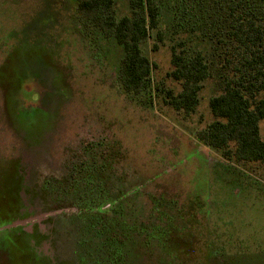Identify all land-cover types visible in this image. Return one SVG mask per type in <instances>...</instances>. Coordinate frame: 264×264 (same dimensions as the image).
I'll return each instance as SVG.
<instances>
[{
	"label": "rangeland",
	"instance_id": "rangeland-1",
	"mask_svg": "<svg viewBox=\"0 0 264 264\" xmlns=\"http://www.w3.org/2000/svg\"><path fill=\"white\" fill-rule=\"evenodd\" d=\"M115 6L126 12L124 0ZM151 42L143 50L154 83L178 91L168 49ZM117 58L112 43L82 29L71 0H0V264H264V166L230 173L192 135L212 119L214 85L185 117L160 97L128 98L115 82ZM89 143L118 154L102 172L105 194L85 203V185L69 175L92 160ZM165 201L176 203L160 211L175 219L184 250L142 247L132 232L123 261L109 259V223L119 233L121 221L100 231L85 207L109 208L107 220L121 209L140 230Z\"/></svg>",
	"mask_w": 264,
	"mask_h": 264
},
{
	"label": "trees",
	"instance_id": "trees-1",
	"mask_svg": "<svg viewBox=\"0 0 264 264\" xmlns=\"http://www.w3.org/2000/svg\"><path fill=\"white\" fill-rule=\"evenodd\" d=\"M71 1L87 35L102 37L115 46V82L128 98L160 97L166 107L188 117L195 112L206 83L211 82L216 91L208 99L212 119L192 133L194 139L216 153L230 173V166L248 170L264 166L260 136L264 121V0H124L123 15L118 14L116 0ZM149 40L152 51L168 49L171 70L167 78L178 85V91L154 83V63L143 50ZM114 150L117 155L113 146L89 143L85 151L92 160L77 164L69 175L71 183L85 185L80 194L87 198L85 203L105 194L107 177L102 172ZM66 192L75 195L70 189ZM175 204H155L157 217L141 224L140 230L125 221L121 209H112L109 220V208L95 209L89 204L85 209L91 211L87 217L100 224V231H107L104 227L113 218L121 221L119 233L109 223L106 236L112 250L109 259L119 263L126 257L122 249L135 243L132 232L139 235L142 247L154 241L168 250H184L179 242L182 236L173 235L175 219L160 211L161 207L174 211ZM181 224L178 229L185 231V222Z\"/></svg>",
	"mask_w": 264,
	"mask_h": 264
}]
</instances>
